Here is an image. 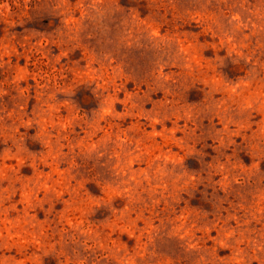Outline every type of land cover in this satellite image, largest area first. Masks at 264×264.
I'll list each match as a JSON object with an SVG mask.
<instances>
[{
	"label": "rangeland",
	"instance_id": "obj_1",
	"mask_svg": "<svg viewBox=\"0 0 264 264\" xmlns=\"http://www.w3.org/2000/svg\"><path fill=\"white\" fill-rule=\"evenodd\" d=\"M0 264H264V0H0Z\"/></svg>",
	"mask_w": 264,
	"mask_h": 264
}]
</instances>
